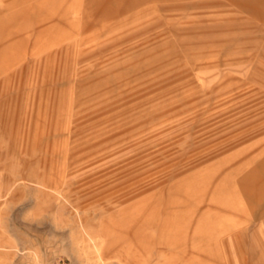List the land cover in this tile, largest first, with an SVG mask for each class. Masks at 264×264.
<instances>
[{"label":"rangeland","instance_id":"obj_1","mask_svg":"<svg viewBox=\"0 0 264 264\" xmlns=\"http://www.w3.org/2000/svg\"><path fill=\"white\" fill-rule=\"evenodd\" d=\"M0 264H264V0H0Z\"/></svg>","mask_w":264,"mask_h":264}]
</instances>
